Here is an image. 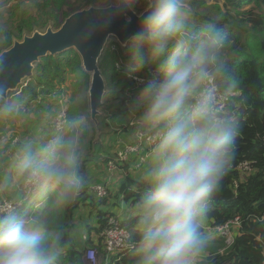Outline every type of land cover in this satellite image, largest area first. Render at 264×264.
Here are the masks:
<instances>
[{
    "label": "clouds",
    "instance_id": "9594fccd",
    "mask_svg": "<svg viewBox=\"0 0 264 264\" xmlns=\"http://www.w3.org/2000/svg\"><path fill=\"white\" fill-rule=\"evenodd\" d=\"M131 2L110 0L116 10ZM36 4L19 0L16 9L28 14ZM145 5L128 47L132 69L151 70L135 98L136 124L149 142L138 164L140 191L124 247L131 264H211L213 238L205 220L231 169L239 135L238 82L229 66L238 48L219 20L198 21L192 0H145ZM8 8L0 0V35L7 29ZM90 35L88 30L81 39ZM6 67L0 55V121L21 116L26 103L23 95L8 93ZM42 118L55 130L19 144L0 189H10L18 178L32 196L49 194L51 209L58 210L72 204L87 183L85 118L58 124L48 113ZM49 216L0 213V264H59L62 233L49 231Z\"/></svg>",
    "mask_w": 264,
    "mask_h": 264
},
{
    "label": "trees",
    "instance_id": "16d2710c",
    "mask_svg": "<svg viewBox=\"0 0 264 264\" xmlns=\"http://www.w3.org/2000/svg\"><path fill=\"white\" fill-rule=\"evenodd\" d=\"M211 1L192 0V5L198 21L219 20L235 41L238 52L229 66L231 76L238 82L239 94L235 97V107L240 113L239 135L235 140L231 169L209 205L205 229L208 226H224L234 220H238V224L233 229L231 244L227 243L226 238L209 233L213 238L211 264H264V0ZM7 2L9 8L4 16L7 29L0 35V54L10 49L15 41H22L25 36H31L36 31L44 33L48 28L59 30L65 20L76 12L112 5L110 0H37L35 9L24 14L16 9L19 0ZM130 6L141 14L146 6L145 0H132ZM99 69L105 80L109 81L104 104L100 109L103 113H109L105 116L102 114L103 123H99L100 128L114 129L116 126L117 130L109 132L107 143L97 146V149L99 131L91 120L89 105L92 76L85 72L76 50L41 59L36 64L34 76L26 81V87H22L18 94H10L23 95L26 101L25 112L16 117L18 120L27 119L31 114L41 111L42 115L50 114L56 122L64 106L67 107L66 119L85 118L82 171L87 183L84 191L72 204L62 209L52 210L51 196L45 194L38 199L33 196L31 203L16 210L28 216L50 213L49 231L62 233L59 264H86L87 250L95 248L101 252V234L108 228L109 218L118 210L125 208L122 227L131 231L134 224L131 210L140 191L137 164L147 144L140 155L134 154L125 162L114 158L112 151L117 150V157L119 152L125 150L123 145H136L137 141L134 142L133 138H137L141 132L147 133L139 130L136 123L130 126V122H136L135 98L142 88L134 78L146 82L151 70L142 67L134 71L130 66L129 47L123 48L117 41L110 43L104 51ZM13 119L0 121V131L10 137L18 136L14 125L7 127V122L11 123ZM38 124L39 127L34 129L36 136H46L55 130L51 124ZM20 128L22 130L19 133L24 138L30 134L29 128ZM120 135H123L121 140L125 142L117 147ZM25 139L21 137L18 144L9 143L2 147V167L10 166L11 154ZM109 164L121 171V175L113 178L112 183H109ZM243 166L249 169L241 170ZM104 175L109 177L104 179ZM16 182H19V187L12 192L9 189L0 192V197L18 199L19 188L24 182L18 178ZM94 186L104 187L106 196L94 193ZM127 210L129 214H126ZM110 264H131L129 253L119 259L112 258Z\"/></svg>",
    "mask_w": 264,
    "mask_h": 264
},
{
    "label": "water",
    "instance_id": "95a60500",
    "mask_svg": "<svg viewBox=\"0 0 264 264\" xmlns=\"http://www.w3.org/2000/svg\"><path fill=\"white\" fill-rule=\"evenodd\" d=\"M140 19L141 14L134 11L130 4L122 10H116L114 5L90 7L72 14L57 31L48 28L44 33L36 31L31 36H25L22 41H15L10 49L0 54L6 59L8 93L17 92L25 81L34 76L36 64L41 59L74 49L82 59L85 72L92 76L90 113L91 120L100 132L98 117L102 116L100 109L107 94V83L99 69V61L110 38L116 39L123 48L128 46ZM88 30H91L90 37L82 40L81 37Z\"/></svg>",
    "mask_w": 264,
    "mask_h": 264
},
{
    "label": "built area",
    "instance_id": "2783aa9c",
    "mask_svg": "<svg viewBox=\"0 0 264 264\" xmlns=\"http://www.w3.org/2000/svg\"><path fill=\"white\" fill-rule=\"evenodd\" d=\"M134 80L137 81L139 86H143V83L145 82L144 80H140L139 78H134ZM25 84L26 82L23 83L20 89L22 87H26ZM62 111H63L62 114L59 115V117L56 120L57 124L59 123V121L66 119V112L63 108ZM137 138H138L137 144L134 146L133 151L131 153L128 152L126 153L125 161H127L128 158L134 154L140 155L144 146H146V144L148 145L149 134L140 133L137 135ZM141 140H143L144 142L141 143ZM19 142H20V137L18 136L14 135L13 137H10L9 134H0V150L6 144L11 143L13 145H16ZM119 154L122 155V152H120ZM138 164H137V168H138ZM109 165H110V176H111V178L109 179V183H112L114 178L113 174L116 167L112 164ZM240 169L247 170L249 169V167L243 166L240 167ZM19 186H20L19 182H16L14 183V186L9 189V191L12 192L14 189H16ZM93 192L101 197H105L107 194L106 189L102 186H94ZM19 193L20 195L18 199H9L5 197L0 200V213H5L10 210L16 211L19 207L28 204L30 202V199L33 197L29 193L25 184H23V186L19 188ZM124 210L125 208L118 210L114 216H111L109 218V226L101 234L103 238V243H102L103 250L99 252L94 248L91 250H87L86 251L87 253L85 252L86 264H110L112 258L119 259L122 255L127 253L124 247V238L128 235L130 231H128L126 228L121 226ZM237 224H238V220H234L224 226H208L206 227V231L211 234L216 233L218 236L226 238L227 243L231 244L233 242V229L236 227Z\"/></svg>",
    "mask_w": 264,
    "mask_h": 264
},
{
    "label": "rangeland",
    "instance_id": "374dc122",
    "mask_svg": "<svg viewBox=\"0 0 264 264\" xmlns=\"http://www.w3.org/2000/svg\"><path fill=\"white\" fill-rule=\"evenodd\" d=\"M209 1H211V0H209ZM214 1V0H213ZM218 1H221V0H218ZM223 2V0L221 1V3ZM211 3L213 4V2L211 1ZM117 40L116 39H114V38H110L109 39V44L110 43H113V42H116ZM108 44V45H109ZM108 47V46H107ZM107 47H106V49H107ZM109 76H110V74L108 75V79H109ZM106 83H107V87H108V84H109V81L108 80H106ZM20 90L21 89H19L18 91L20 92ZM63 109L65 110V112H66V110H67V107L66 106H64L63 107ZM25 112V111H24ZM24 112H23V114H24ZM63 112V111H62ZM62 112L60 113V115L62 114ZM109 112L108 111H106V112H102L101 111V114H105V115H107ZM22 114V115H23ZM41 111H39L38 113L36 112V114H31L30 115V117H28L27 119L26 118H20V120H18V118H16V119H13L12 120V122L11 123H9V122H7V127L8 126H10L11 124L12 125H14L15 126V128H16V131H15V133H17L18 134V136L21 138H23V139H25V138H31V137H34V136H36L35 135V128L37 129L38 127H39V124H38V122H44V120H43V115L41 114ZM21 115V116H22ZM104 115V116H105ZM102 116H100V117H98V123H100V124H102L103 123V121H102V118H101ZM16 121H18V122H16ZM36 121H37V124H36ZM128 123V122H127ZM136 122H135V120H132L131 122H130V126H132V125H134ZM100 124H99V127H100ZM20 127H24V128H29V130H30V134H28L25 138L22 136V135H20V133H19V131L20 130H22V128H20ZM116 127V126H115ZM115 127H114V129H107V128H100L101 129V131L99 132V135H98V138H97V144H96V149H97V146H99V145H105L106 143H107V139H106V136H108V133L109 132H114V131H116L117 129H115ZM119 129V128H118ZM121 130L119 129L118 130V132H120ZM141 133H144V132H141ZM0 134H3L1 131H0ZM140 134V133H139ZM123 137V135H120L119 137H118V139L120 140V142L119 143H117L116 144V146L117 147H119L123 142H125V141H122L121 140V138ZM133 138V137H132ZM134 139V142H136L137 141V139L138 138H133ZM136 144V143H135ZM124 147H125V150H123V152H122V155H118L117 157H115V154H116V151L117 150H114V151H112V156L114 157V158H118L119 159V161H122V162H125V160H126V153L128 152V153H131L132 151H133V149H134V144L133 145H131V144H126V145H123ZM120 153V152H119ZM129 159V158H128ZM117 162H119L118 160H116ZM3 162H4V160L3 159H1V161H0V168H1V172H0V175H1V177H6V176H8V175H10L11 173H12V168L10 167V166H5V167H2V165H3ZM129 163V162H128ZM116 167V166H115ZM121 171H120V169L118 168V167H116V169H115V171H114V178H117L118 176H120L121 175V173H120ZM106 177H107V175H104V179H106ZM109 177V176H108ZM107 177V178H108ZM5 189H0V192H3ZM39 198V196L37 197V199ZM2 198L0 197V200H1ZM34 202H36L37 203V201H36V198L34 199ZM30 206H31V204H30ZM126 214H129L127 211H126Z\"/></svg>",
    "mask_w": 264,
    "mask_h": 264
},
{
    "label": "crops",
    "instance_id": "0c3cea01",
    "mask_svg": "<svg viewBox=\"0 0 264 264\" xmlns=\"http://www.w3.org/2000/svg\"><path fill=\"white\" fill-rule=\"evenodd\" d=\"M127 212L129 213V211L127 210ZM87 253V252H86Z\"/></svg>",
    "mask_w": 264,
    "mask_h": 264
}]
</instances>
